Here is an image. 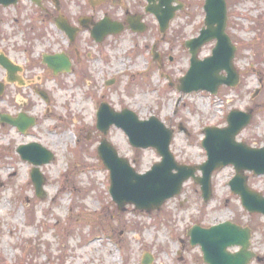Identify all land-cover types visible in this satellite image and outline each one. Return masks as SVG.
Masks as SVG:
<instances>
[{
  "label": "rangeland",
  "instance_id": "obj_1",
  "mask_svg": "<svg viewBox=\"0 0 264 264\" xmlns=\"http://www.w3.org/2000/svg\"><path fill=\"white\" fill-rule=\"evenodd\" d=\"M61 1L66 17L76 19L83 0ZM179 1L184 9L165 34L155 16L136 5L148 29L106 37L102 44L86 31L70 44L54 24L41 21V10L28 0L0 7V54L22 68L18 75L24 81L9 84L0 67L5 85L0 115L24 113L37 122L26 133L0 124V264H143L147 254L151 264H206L187 233L196 225L211 228L224 222L250 227L252 250L264 257V217L245 211L231 192L232 166L214 172L208 203L192 178L181 195L152 212L133 206L121 211L109 194L110 175L97 153L104 138L97 129L102 103L117 113L131 110L140 121L157 117L174 131L170 150L180 165L199 167L208 161L203 131L228 127L233 110L253 115L237 141L264 148V0H226V34L237 48L239 86H221L217 95L198 91L185 96L178 91L191 64L184 43L199 35L206 14L205 0ZM44 7L54 10L52 0H45ZM215 46L216 41L205 44L199 59L212 56ZM60 54L68 57L71 72L54 76L43 57ZM107 140L139 174L161 162L157 150L133 147L114 125ZM31 143L55 155L39 168L45 178L43 198L31 178L34 165L18 154L20 146ZM246 175L251 189L264 196V175Z\"/></svg>",
  "mask_w": 264,
  "mask_h": 264
},
{
  "label": "water",
  "instance_id": "obj_2",
  "mask_svg": "<svg viewBox=\"0 0 264 264\" xmlns=\"http://www.w3.org/2000/svg\"><path fill=\"white\" fill-rule=\"evenodd\" d=\"M41 5V0H32ZM151 6L148 11L153 13L165 33L169 29L171 20L175 18L177 11L183 8L173 7L176 0H148ZM160 1L159 8L152 4ZM19 0H0V6L11 7L17 5ZM206 19L204 28L199 36L185 43L191 55V64L186 75L179 80L178 90L185 94L198 91H208L218 94L221 86L237 87L240 77L234 67L236 46L233 45L227 30V2L226 0H206L204 6ZM58 27L65 31L70 40L74 39L76 32L72 31L66 23L59 22ZM135 32H145L143 26L134 27ZM118 23L114 25L103 20L95 26L92 38L98 43H103L106 36L122 33ZM216 41L212 56L205 60L199 59V54L205 44ZM154 59H159L154 56ZM44 63L57 75L61 72H71L72 65L64 56H46ZM0 66L7 70L9 83L22 81L16 76L23 72L21 67L15 66L5 55L0 54ZM225 72L224 76L222 73ZM21 81V82H20ZM4 84L0 83V96L4 94ZM23 106V105H22ZM97 128L104 135L97 153L111 175L110 196L121 211L127 210V206H135L140 211H157L170 199L181 195L183 186L190 178L194 179L203 193V199L208 203L213 196L212 176L222 167L233 166L236 174L230 182L231 192L238 195L245 210L252 214L264 216V196L253 191L249 186L246 172L254 175H264V148H251L245 143L237 141L239 135L250 125L253 115L250 113L231 111L228 116V127H209L204 130L205 139L202 142L207 152L208 161L199 167L178 164L170 150L174 132L167 128L157 117L150 120H139L131 110L115 112L108 104H102L98 112ZM1 124H11L25 133L30 127L36 125L34 118H27L21 114L18 118L10 115H0ZM114 125L122 129L128 136L133 147L138 149L155 148L161 156V162L156 163L144 174L136 172L128 159L120 157L110 141L107 140L109 128ZM186 131V130H185ZM19 156L34 165L31 178L36 189L37 196L43 198L45 191L43 185L45 178L42 177L39 168L44 164L51 163L55 155L40 144L20 146ZM202 171V176L196 173ZM251 228H243L231 222L214 225L212 228L193 226L188 232L191 247H200L203 260L206 264H249L254 259L262 260L251 250ZM239 247L237 253L231 249ZM152 256L147 254L143 264H151Z\"/></svg>",
  "mask_w": 264,
  "mask_h": 264
},
{
  "label": "flooded vegetation",
  "instance_id": "obj_3",
  "mask_svg": "<svg viewBox=\"0 0 264 264\" xmlns=\"http://www.w3.org/2000/svg\"><path fill=\"white\" fill-rule=\"evenodd\" d=\"M28 1H30L35 8L37 7L39 10H41L42 16L40 18L44 24L50 22L51 25L54 24V26L58 30H60L58 28L59 22L61 23L65 22L66 25L72 31L76 32L74 39L70 41V37H68L64 31L60 30L68 37V41L70 42V44L76 43L77 36H79L82 31H86L90 33L92 36V32L95 26L103 22V20L109 22V24L111 25L118 23L120 28L123 29L125 33L126 31H132L133 33H136L134 27L143 26L144 28L148 29L146 24V17L142 14V10H144L146 16L147 15L153 16V14H151L148 11V8L151 6L148 0H142V1L137 0L139 4L136 3L135 7L132 5V3L129 0H83L81 4H78V8H80V12L76 14L77 16L76 19H72V20L66 17L67 15L66 3L62 2L61 0H52L54 4V10L44 7L45 0H41L40 3L41 5L34 4L31 0ZM21 2L22 0H19L17 6H19ZM159 3L160 1L152 5L156 8H159ZM136 5L138 7L142 5V7H140L142 10H140L139 8L137 9ZM181 5H183L182 9H184L185 4L180 3L179 0L173 2V7H180ZM181 10L177 11L176 14ZM115 36H107V37H115ZM194 38L190 40H193ZM190 40H186L185 43ZM233 251L237 252V250H233ZM262 258L263 259L260 262L264 261V257Z\"/></svg>",
  "mask_w": 264,
  "mask_h": 264
},
{
  "label": "bare ground",
  "instance_id": "obj_4",
  "mask_svg": "<svg viewBox=\"0 0 264 264\" xmlns=\"http://www.w3.org/2000/svg\"><path fill=\"white\" fill-rule=\"evenodd\" d=\"M64 139H65V140H68L69 138H68V136L65 135V136L63 137V140H64Z\"/></svg>",
  "mask_w": 264,
  "mask_h": 264
}]
</instances>
